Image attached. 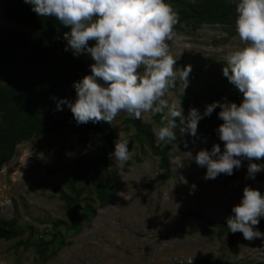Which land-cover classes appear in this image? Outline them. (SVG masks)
Returning a JSON list of instances; mask_svg holds the SVG:
<instances>
[{
	"label": "rangeland",
	"instance_id": "374dc122",
	"mask_svg": "<svg viewBox=\"0 0 264 264\" xmlns=\"http://www.w3.org/2000/svg\"><path fill=\"white\" fill-rule=\"evenodd\" d=\"M62 28L58 40L65 46L63 33L69 29ZM0 29L38 35L33 27L8 18L3 0ZM174 31L169 51L177 59L176 71L179 73V68L187 65L192 71L185 92L178 77L176 87L169 89L164 98L181 103L187 115L192 107L203 113L208 103L242 97L222 72L227 54L244 46L234 25L204 24L196 30L188 27ZM16 54L23 58L27 53ZM77 58L91 71L89 66L94 61L90 56L82 54ZM57 62L56 74L65 76L75 71L62 60ZM12 68L7 63L0 67V88L8 87ZM73 79H80L77 71ZM46 87L50 96L54 91ZM75 95L70 93L64 98L74 99ZM39 102L46 106L49 103L44 97ZM50 105L56 108L54 100ZM59 112L73 116L67 106ZM161 116L146 112L141 120L151 126L155 145L163 147L164 142L158 144L155 135ZM128 118L121 112L112 124L99 122L115 142L129 141L132 151L127 164L110 159V169L118 174L120 186L104 208L98 206L89 178L76 184L83 191L77 208L72 209L59 197L60 190L71 195L67 185L74 163L95 161L102 152L106 144L97 133L65 125L34 134L15 147L11 160L0 168V218L14 220L21 235L0 239V264H181L194 259L231 264L264 262V239L248 241L241 232L233 234L219 227L240 202L245 186L264 192V172L257 173L255 179H246L248 162L242 161L243 166L234 169L233 175L220 174L205 180L206 168L198 166L190 153L195 156L201 149L210 150L214 143H220L223 151V142L200 127L198 136L207 138L206 142L195 138L189 143L180 137L169 150L170 175L166 177L148 139L132 138L135 130ZM222 122L214 123L211 129ZM4 124L0 110V125ZM253 162H264V158ZM192 185H196L195 189ZM88 205L94 209L92 216L87 213ZM77 219L81 224L76 231L71 225ZM55 222L60 223L54 225Z\"/></svg>",
	"mask_w": 264,
	"mask_h": 264
},
{
	"label": "clouds",
	"instance_id": "9594fccd",
	"mask_svg": "<svg viewBox=\"0 0 264 264\" xmlns=\"http://www.w3.org/2000/svg\"><path fill=\"white\" fill-rule=\"evenodd\" d=\"M231 2L234 31L244 46L227 54L222 72L242 99L238 104L224 97L206 104L203 113L192 107L185 115L181 103L164 98L178 77L185 92L192 71L187 65L178 73L177 59L170 54L169 42L180 19L167 0H23L38 17H54L69 29L63 33L65 51L94 61L90 74L73 82L74 99L50 97L57 111L67 106L77 126L112 124L121 112L137 120L146 112L162 114L155 135L157 143L166 146L177 140V130L206 142L198 136V122L219 108L217 116L223 122L214 131L223 151L220 143H214L195 156L189 152L191 159L206 168L205 180L233 175L242 161L248 162L246 179H255L264 172V162H253L264 158V0ZM108 156L127 164L132 159L129 141L117 140ZM260 218H264V192L245 186L240 202L226 217V227L248 241L264 239V232L254 227Z\"/></svg>",
	"mask_w": 264,
	"mask_h": 264
},
{
	"label": "trees",
	"instance_id": "16d2710c",
	"mask_svg": "<svg viewBox=\"0 0 264 264\" xmlns=\"http://www.w3.org/2000/svg\"><path fill=\"white\" fill-rule=\"evenodd\" d=\"M178 12L180 22L174 30H183L188 27L198 29L201 25H229L235 23V7L231 0H167ZM5 15L17 23L28 25L38 31V35H31L23 32L0 29V67L4 64L11 65L14 70L8 77V87L0 88V110L4 114L5 124L0 125V168L10 161L15 147L23 141L30 139L32 135L48 133L65 125L74 128H86L97 133L105 142L101 148L102 152L97 155L95 161L78 160L72 172V178L68 181V188L71 195L59 191L60 199L73 208L80 203L82 189L76 184L89 178L94 190L95 198L100 208L110 204L112 197L119 189V176L110 169V158L108 153L114 150L115 138L99 123L91 122L77 126L72 115H62L56 108H52L50 97H66L68 94H75L72 87L73 76L76 71L80 79L90 74L87 66L69 51L58 40V35L64 29L63 25L54 17H38L30 10V6L23 3V0H3ZM27 53L23 58L16 53ZM14 53V54H13ZM75 69L69 75L56 74L58 70L57 61ZM59 66V65H58ZM225 66V64H224ZM223 66V67H224ZM73 72V76H72ZM46 86L51 88L52 94L46 92ZM40 97L46 98L48 105H42ZM229 101L240 103L242 97H230ZM220 109L213 111L211 116L204 117L198 122V128L204 127L211 135L217 136L211 126L219 121L217 113ZM128 123L133 126L135 134L133 139L139 136L147 138L151 152L159 157V167L170 175L169 150L180 138H185L189 143L195 138L188 134H181L177 130V140L163 147L155 145L154 135L149 124L129 116ZM89 207V205H88ZM94 209L89 207L88 215L92 216ZM60 222H55L54 225ZM81 221L77 219L71 228L78 230ZM221 231L229 232L226 227V219L220 222ZM264 232V218H260L257 226ZM231 233V232H229ZM21 235L15 227V221H4L0 218V239L10 240ZM181 264H231L228 262H210L208 260H191L189 263ZM255 264H264L258 262Z\"/></svg>",
	"mask_w": 264,
	"mask_h": 264
}]
</instances>
